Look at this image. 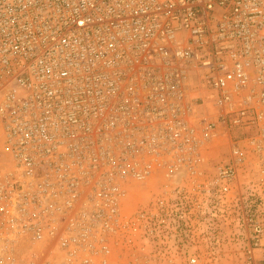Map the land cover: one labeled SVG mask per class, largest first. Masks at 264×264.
<instances>
[{
  "label": "built area",
  "instance_id": "built-area-1",
  "mask_svg": "<svg viewBox=\"0 0 264 264\" xmlns=\"http://www.w3.org/2000/svg\"><path fill=\"white\" fill-rule=\"evenodd\" d=\"M220 223L264 248V0H0V264L213 263Z\"/></svg>",
  "mask_w": 264,
  "mask_h": 264
},
{
  "label": "rangeland",
  "instance_id": "rangeland-1",
  "mask_svg": "<svg viewBox=\"0 0 264 264\" xmlns=\"http://www.w3.org/2000/svg\"><path fill=\"white\" fill-rule=\"evenodd\" d=\"M225 152L226 146L221 143L219 147L215 149L214 152H207L206 157L209 159H216L218 157L219 159ZM142 195L136 196L140 198L143 197ZM220 224L222 225L219 232L220 245L216 251L218 253V260L213 263L202 262L201 264H264V248L255 250V257L253 260H245V253L248 246V241L247 231H245L243 227L233 226V228L231 225L228 224Z\"/></svg>",
  "mask_w": 264,
  "mask_h": 264
}]
</instances>
